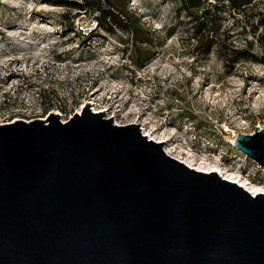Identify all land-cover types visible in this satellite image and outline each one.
I'll use <instances>...</instances> for the list:
<instances>
[{
	"label": "water",
	"instance_id": "1",
	"mask_svg": "<svg viewBox=\"0 0 264 264\" xmlns=\"http://www.w3.org/2000/svg\"><path fill=\"white\" fill-rule=\"evenodd\" d=\"M87 103L0 124V264H264V194ZM234 146L264 167V129Z\"/></svg>",
	"mask_w": 264,
	"mask_h": 264
},
{
	"label": "rangeland",
	"instance_id": "2",
	"mask_svg": "<svg viewBox=\"0 0 264 264\" xmlns=\"http://www.w3.org/2000/svg\"><path fill=\"white\" fill-rule=\"evenodd\" d=\"M80 4L0 0V124L50 113L67 121L90 103L115 124L140 122L180 159L225 166L264 190V167L234 146L240 133L264 129V63L227 69L215 51L196 55L180 0H128L153 40L137 67L127 35L101 28ZM225 16L236 46L254 38Z\"/></svg>",
	"mask_w": 264,
	"mask_h": 264
},
{
	"label": "trees",
	"instance_id": "3",
	"mask_svg": "<svg viewBox=\"0 0 264 264\" xmlns=\"http://www.w3.org/2000/svg\"><path fill=\"white\" fill-rule=\"evenodd\" d=\"M261 3L260 0H180V11L190 18L187 32L195 41L196 55L208 56L215 51L227 69L243 62L264 63V56L256 49L264 50V9ZM77 7L96 14L99 26L106 31L126 34V50L134 53L132 62L141 67V56L146 49L143 47L152 45L153 40L146 35L139 16L128 10V0H83V4ZM227 13L233 17L234 25L241 27L240 34L254 37L251 40L246 38L244 46H236L232 39L234 34L225 26ZM76 18L77 15L72 17V25Z\"/></svg>",
	"mask_w": 264,
	"mask_h": 264
},
{
	"label": "bare ground",
	"instance_id": "4",
	"mask_svg": "<svg viewBox=\"0 0 264 264\" xmlns=\"http://www.w3.org/2000/svg\"><path fill=\"white\" fill-rule=\"evenodd\" d=\"M143 131L146 133V135L149 137V139L155 140L157 142H163V140L157 139L155 136H153L152 130H146L145 127H144ZM165 150L170 156L182 161L186 165H188V166H190V167H192V168H194L196 170L203 171V172H212V171L213 172H217L222 177H224L225 179L240 184V186H243L245 189L250 191L253 195H257L259 193H263L264 194V190L261 187H259L257 185H254L248 178L241 177L239 174H237L236 172L231 171L230 169H228L225 166H221L219 164H213L212 166L206 167V166H204V164H206L205 161L199 162L197 164L196 163H189L186 160H182V159L174 156L172 154L170 148L166 147Z\"/></svg>",
	"mask_w": 264,
	"mask_h": 264
}]
</instances>
